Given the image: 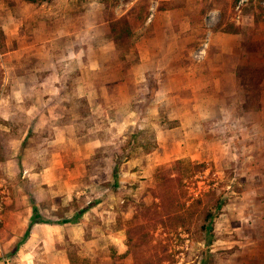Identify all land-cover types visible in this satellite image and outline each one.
<instances>
[{"label": "rangeland", "instance_id": "374dc122", "mask_svg": "<svg viewBox=\"0 0 264 264\" xmlns=\"http://www.w3.org/2000/svg\"><path fill=\"white\" fill-rule=\"evenodd\" d=\"M53 12L26 0H0V146L6 158L0 163V264H71L75 251L92 257L110 255L113 247L126 254L128 228L142 223L134 221L136 214L155 201L158 169L177 160L202 164L184 181L188 205L213 193L229 200L214 219L211 246L195 228L160 227L146 255L164 264H264V91L261 97L259 90L247 92L238 79L240 67L264 65V45L247 46L264 42V0H121L114 10L94 0L82 16L65 12L45 20ZM123 16L141 35L139 62L128 72L126 63L114 59L128 48L116 50L111 28L113 18ZM152 40L156 45L148 52L156 50L154 60L168 67L161 77L166 88L179 87V78L197 70L193 102H181L178 89L159 101L161 80L152 72L137 84L136 98L116 89L135 85L130 79L141 64L139 45ZM80 51L86 63L100 62L99 71L88 72L92 80L84 81ZM54 84L60 89L52 91ZM85 89L92 92L88 98L81 97ZM59 94L65 97L60 124L66 127L56 133L46 116L40 121L29 112L38 104L48 114ZM102 95L104 104L96 99ZM189 109L202 112L185 119L182 112ZM129 113L139 120L124 126ZM146 130L154 133L156 148L132 157L133 135ZM50 165L59 168L48 170ZM35 208L45 221L34 226L37 244L20 246ZM136 260L131 255L119 264Z\"/></svg>", "mask_w": 264, "mask_h": 264}, {"label": "trees", "instance_id": "16d2710c", "mask_svg": "<svg viewBox=\"0 0 264 264\" xmlns=\"http://www.w3.org/2000/svg\"><path fill=\"white\" fill-rule=\"evenodd\" d=\"M29 4L37 8L47 7L54 8V12L45 15L44 18L48 22L55 20L62 16L63 13L69 12L74 16H82L85 13L86 6L94 0H70L63 3L62 6L55 7L56 0H26ZM102 3L106 8L114 10L117 8L121 0H95ZM167 4V3H166ZM111 28L113 33V41L116 44V50L119 46H126L127 53L119 55L114 53V59L124 62V72H128L133 66L139 62L138 53L136 51V44L141 39V35L133 29L129 22L128 16H123L119 19L113 18L111 21ZM263 41L249 43L248 49L253 50L255 47L263 48ZM252 46V47H251ZM263 46V47H262ZM135 58L131 57V51ZM117 56V57H115ZM129 56V57H128ZM238 72V79L244 86L247 92L252 90H259V97L264 91V65L258 67L243 66ZM248 98H252L248 95ZM84 102L86 100L80 99ZM87 103V101H86ZM85 114L82 118H85ZM6 126H13V122H4ZM178 122L172 123L170 127L178 126ZM31 131H29L30 134ZM154 138V133L148 131H140L133 135L130 145L134 146V156L152 152L157 143ZM144 141V142H142ZM22 153V152H21ZM6 160L4 151L0 146V163ZM202 169V164L193 161L177 160L170 167H162L156 173V186L152 193L155 201L149 205L144 206L142 211L136 214L134 221L143 220L142 223L132 224L128 228V246L129 250L126 254H120L114 247L110 248V255H104L100 252L95 253L92 257H81L76 251L70 254L71 264H119L125 258L134 255L138 264H164L165 259L153 260L151 256H147V249H150L152 244V235L160 227L166 231L178 228L188 229L189 231L195 228L196 233L200 236V240L204 241L207 246H211L215 240V223L214 219L217 214L221 213L223 208L227 205L229 197L226 195L213 193L208 195L206 199H199L197 204H187V192L184 181L187 178L194 177ZM114 177L118 179V167H115ZM211 200L213 205L209 207L206 204ZM200 208L201 211H200ZM83 213V212H81ZM199 213H201L199 215ZM40 214L35 208L34 218L30 222L29 229L22 239L20 246L24 244L31 235V230L36 224L44 223L45 221L39 218ZM134 221L128 222L130 225ZM136 226V227H133ZM139 233V235L136 234ZM210 252L205 253L204 261H209ZM157 261V262H155ZM173 264V263H170Z\"/></svg>", "mask_w": 264, "mask_h": 264}, {"label": "crops", "instance_id": "0c3cea01", "mask_svg": "<svg viewBox=\"0 0 264 264\" xmlns=\"http://www.w3.org/2000/svg\"><path fill=\"white\" fill-rule=\"evenodd\" d=\"M155 45H156V43H155L154 40L146 42V43H141L139 45L140 56H141V64L138 67L134 68V71L132 72L133 73L132 78L130 79V80H133V82H136L135 85L132 86L131 81H130V83L128 82V84H126L124 86H118V88H116V89L120 92L121 96H122V93H125V92L129 93L130 92L131 93L130 95L132 97L136 98L137 97V93H138V91L136 89L138 87L137 84L146 81V78H145L146 74L148 72H152V73H155L156 75H159L160 76V80H161V87H160L161 90L158 92V100L159 101H163L164 99H166V97L168 96V94H167L168 90L176 91L178 89V90H182L181 96H180V94L178 95V97L181 98V102H183V101L184 102H188V101L189 102H193V100L195 99V95L194 94L191 95V94H189V92H190V90H193V91L194 90H198L199 81L197 79H195V78H197V70L194 69L193 71H190L185 76L179 78L178 81L181 83V84H179V87H176L175 89H173V86L170 84V86L166 88L165 87L166 85L163 82V79L161 77L163 76V74H168L167 73L168 72V67H166L164 65H161V64H157L158 61L154 60L155 56L158 53V52L156 53V50H151L150 52H148V50L154 48ZM145 46H147L148 49H144ZM148 54L154 55V56H152V58L150 59ZM76 58L78 59L79 66L82 67L81 73L84 76V81L85 80H92V77H88V72L90 71L92 73H95V72L99 71L100 70V62L96 61V62H90V64L88 62L86 63L84 61V58H83V55H82L81 51L78 54V57H76ZM164 70H166V71L164 72ZM194 74H196V77L194 76L195 78L193 77ZM88 78H90V79H88ZM191 78H193V79L189 80ZM200 82H202V80H200ZM82 85H85V83L82 82ZM105 87L106 86L98 87V91L99 92L102 91L103 95H104V90L103 89H107ZM80 88H82L81 90L83 91V87L80 86ZM51 89H52V91L53 90L57 91V90L60 89V86L58 84H54V85H52ZM82 93H81V97L85 96V97L88 98V97H90L92 95V92L87 90V89L84 90L83 94ZM103 95L101 96L100 99H99V96H96V99L98 98L99 102L103 101V104H104V103H106V101L103 100ZM187 99H188V101H185ZM123 103L124 104L125 103L128 104L129 101H124ZM184 104H186V103H183V105ZM213 104H215L214 101H213ZM189 106H192V105H189ZM66 108L67 107H66V103H65V97L63 95L61 96V94H59L58 98L53 99L51 101V103H49V109L47 110L48 114H46V115L42 114L41 113L42 112V110H41L42 108L38 104H34L32 106V109L29 112V114L31 116H34L35 118L37 117L40 121H42L43 117L46 116L48 118V120L51 122V124L53 125L54 129L56 130V133H60V132H62L61 130L66 127V126L60 124L62 119H64V117L66 116V112H65ZM194 110H196V109L194 108ZM194 110H190V113H189V111L184 110V112H182V115H183L182 117H185V119H186L187 114L195 115V114H201V112H202V111L195 112ZM205 114H208L207 110L205 111ZM138 120H139L138 114L129 113L128 116L126 117V119L124 120L123 124H124V126L135 125L136 122H138ZM111 126L115 127V126H117V123L114 122L113 124H111ZM160 134H165V133H164V131H161ZM166 134H168V131H167ZM95 146H97V145L95 144ZM57 155L59 157L62 156V155H60V153L56 154L55 156H57ZM58 161H56V163ZM55 168H59V167H57L56 165H50L48 167V170H52V169H55ZM58 228H60V227H58ZM58 230H60V229H58ZM31 233H32V235H30L29 240L24 243L25 246L29 245V247H31V246L37 244V239L36 238H37V234L39 233L38 232V228L34 227V229L32 230ZM60 263L61 264H68V261H48V263L46 261L43 264H60ZM16 264H40V263H38L36 261H17Z\"/></svg>", "mask_w": 264, "mask_h": 264}]
</instances>
